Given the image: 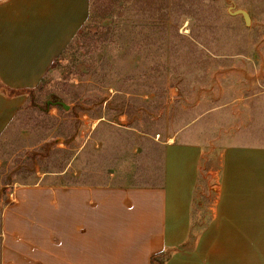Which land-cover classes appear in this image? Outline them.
Instances as JSON below:
<instances>
[{"label": "rangeland", "instance_id": "obj_1", "mask_svg": "<svg viewBox=\"0 0 264 264\" xmlns=\"http://www.w3.org/2000/svg\"><path fill=\"white\" fill-rule=\"evenodd\" d=\"M262 132L264 0H89L0 136V203L34 184L150 182L156 146L179 137L204 147L193 212L203 222L227 139Z\"/></svg>", "mask_w": 264, "mask_h": 264}, {"label": "crops", "instance_id": "obj_2", "mask_svg": "<svg viewBox=\"0 0 264 264\" xmlns=\"http://www.w3.org/2000/svg\"><path fill=\"white\" fill-rule=\"evenodd\" d=\"M88 13L89 0H0V136ZM169 141L156 146L159 173L144 184L14 190L0 203V264H152L166 251L163 264H264V132L227 139L208 171L203 222L193 212L204 147Z\"/></svg>", "mask_w": 264, "mask_h": 264}, {"label": "trees", "instance_id": "obj_3", "mask_svg": "<svg viewBox=\"0 0 264 264\" xmlns=\"http://www.w3.org/2000/svg\"><path fill=\"white\" fill-rule=\"evenodd\" d=\"M0 88L6 90V88H4L2 84H0ZM201 228H203V226L197 227V228L192 227L191 233H190V240L192 239L193 235H195ZM170 254H171V251H166V252L156 256L154 259H152L151 263L152 264H163L168 259Z\"/></svg>", "mask_w": 264, "mask_h": 264}, {"label": "water", "instance_id": "obj_4", "mask_svg": "<svg viewBox=\"0 0 264 264\" xmlns=\"http://www.w3.org/2000/svg\"><path fill=\"white\" fill-rule=\"evenodd\" d=\"M53 104H59V105H61L64 109H67L68 107L64 104V103H58V102H56V103H53Z\"/></svg>", "mask_w": 264, "mask_h": 264}]
</instances>
